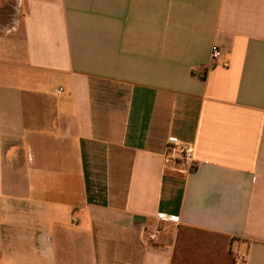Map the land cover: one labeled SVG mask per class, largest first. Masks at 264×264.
<instances>
[{
	"label": "crops",
	"instance_id": "crops-1",
	"mask_svg": "<svg viewBox=\"0 0 264 264\" xmlns=\"http://www.w3.org/2000/svg\"><path fill=\"white\" fill-rule=\"evenodd\" d=\"M0 264H264V0H0Z\"/></svg>",
	"mask_w": 264,
	"mask_h": 264
},
{
	"label": "built area",
	"instance_id": "built-area-1",
	"mask_svg": "<svg viewBox=\"0 0 264 264\" xmlns=\"http://www.w3.org/2000/svg\"><path fill=\"white\" fill-rule=\"evenodd\" d=\"M211 59L216 60L221 57L222 52L217 46L211 48ZM164 159L167 165L172 164L174 171L182 174L189 173L194 168L193 162V147L191 145L177 142L174 139H168L165 145ZM161 220H165L164 217H160ZM167 220L176 222L177 217L171 216ZM73 221H76L73 219ZM157 232L145 233L143 239L145 241H153ZM241 260H245V257H241Z\"/></svg>",
	"mask_w": 264,
	"mask_h": 264
}]
</instances>
